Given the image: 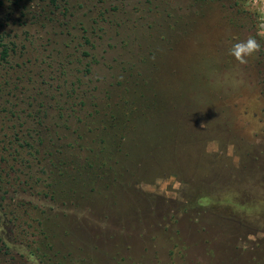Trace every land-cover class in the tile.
Here are the masks:
<instances>
[{
  "label": "rangeland",
  "instance_id": "obj_1",
  "mask_svg": "<svg viewBox=\"0 0 264 264\" xmlns=\"http://www.w3.org/2000/svg\"><path fill=\"white\" fill-rule=\"evenodd\" d=\"M240 2L0 0V264H264V0Z\"/></svg>",
  "mask_w": 264,
  "mask_h": 264
},
{
  "label": "trees",
  "instance_id": "obj_2",
  "mask_svg": "<svg viewBox=\"0 0 264 264\" xmlns=\"http://www.w3.org/2000/svg\"><path fill=\"white\" fill-rule=\"evenodd\" d=\"M234 1V4L237 8V10L240 12V13H243L245 14L246 12H250V11H247L248 9H246L245 7H242V4L240 1L241 0H233ZM254 19H250V22L253 24V26L255 27L256 26V22L253 21ZM257 32V31H256ZM0 47H2V50H1V58H6L7 55H8V52H7V48L4 47V43H2V41L0 40ZM2 158H0V167H1V164H2ZM0 170H2L0 168ZM6 210L4 209V205L0 204V232L4 230V226H2L4 223H5V217H6ZM0 241H1V248L3 249H6L7 248L9 249L10 248V245L9 243L6 242V240L4 239L3 235L0 236Z\"/></svg>",
  "mask_w": 264,
  "mask_h": 264
},
{
  "label": "clouds",
  "instance_id": "obj_3",
  "mask_svg": "<svg viewBox=\"0 0 264 264\" xmlns=\"http://www.w3.org/2000/svg\"><path fill=\"white\" fill-rule=\"evenodd\" d=\"M260 45L256 40L249 38L246 41L236 43L230 49L233 55L240 63H245V57L252 55L259 50Z\"/></svg>",
  "mask_w": 264,
  "mask_h": 264
}]
</instances>
